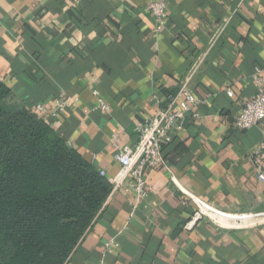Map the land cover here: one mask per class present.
Segmentation results:
<instances>
[{"label": "crops", "instance_id": "0c3cea01", "mask_svg": "<svg viewBox=\"0 0 264 264\" xmlns=\"http://www.w3.org/2000/svg\"><path fill=\"white\" fill-rule=\"evenodd\" d=\"M150 1L0 0V80L35 113L72 100L53 125L110 184L116 141L134 146L136 126L182 81L205 101L201 118L175 128L166 165L147 171L148 198L110 194L65 264H264V222L228 228L203 217L186 228L193 197L225 212L264 211L248 160L264 122L236 127L264 65V0H160L169 10L160 32Z\"/></svg>", "mask_w": 264, "mask_h": 264}, {"label": "trees", "instance_id": "16d2710c", "mask_svg": "<svg viewBox=\"0 0 264 264\" xmlns=\"http://www.w3.org/2000/svg\"><path fill=\"white\" fill-rule=\"evenodd\" d=\"M111 190L0 80V264H65Z\"/></svg>", "mask_w": 264, "mask_h": 264}, {"label": "built area", "instance_id": "2783aa9c", "mask_svg": "<svg viewBox=\"0 0 264 264\" xmlns=\"http://www.w3.org/2000/svg\"><path fill=\"white\" fill-rule=\"evenodd\" d=\"M146 11L154 19L155 30L160 32L169 16L167 3L151 0L146 6ZM251 77L256 91L245 102L236 117V127L240 130H249L264 122V65L255 67ZM227 91L229 94L232 92L230 89ZM93 93L98 95L99 92L94 90ZM153 97L157 98L156 95ZM204 102L188 89L187 80H184L181 82L178 92L169 96L167 102L155 115L147 117L136 126L138 141L134 146H121L116 141L114 156L120 164V169L111 180V194L122 190L134 204L146 200L152 191L148 184L147 171L166 165L163 152L166 145L173 140L175 128L185 124L190 118H201L199 106ZM72 103V100L61 95L55 100V107L47 113L43 106L38 105L37 114L53 125ZM99 106L103 110L108 109V105L104 101H101ZM117 136L118 133L116 139H118ZM248 160L255 170L256 179L264 184V140L252 149ZM100 174L106 176L104 170H101ZM192 199L197 210L191 221L186 224V228L203 217H207L219 226L228 228L253 227L259 222H264V211L225 212L201 198L193 197ZM111 243L116 244L113 240Z\"/></svg>", "mask_w": 264, "mask_h": 264}]
</instances>
